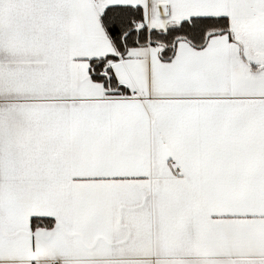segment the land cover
<instances>
[{
  "label": "snow or ice",
  "instance_id": "1",
  "mask_svg": "<svg viewBox=\"0 0 264 264\" xmlns=\"http://www.w3.org/2000/svg\"><path fill=\"white\" fill-rule=\"evenodd\" d=\"M0 264H264V0H0Z\"/></svg>",
  "mask_w": 264,
  "mask_h": 264
}]
</instances>
